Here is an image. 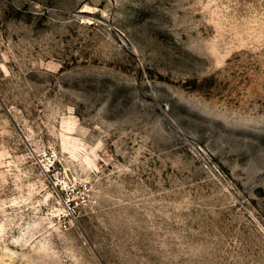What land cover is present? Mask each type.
I'll list each match as a JSON object with an SVG mask.
<instances>
[{
  "label": "rangeland",
  "instance_id": "rangeland-1",
  "mask_svg": "<svg viewBox=\"0 0 264 264\" xmlns=\"http://www.w3.org/2000/svg\"><path fill=\"white\" fill-rule=\"evenodd\" d=\"M0 264H264V0H0Z\"/></svg>",
  "mask_w": 264,
  "mask_h": 264
}]
</instances>
